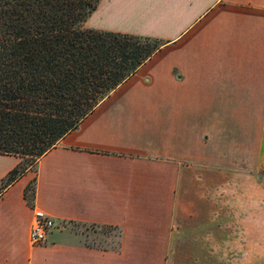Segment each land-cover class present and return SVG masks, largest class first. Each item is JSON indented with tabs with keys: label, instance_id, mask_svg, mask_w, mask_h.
I'll return each mask as SVG.
<instances>
[{
	"label": "crops",
	"instance_id": "obj_1",
	"mask_svg": "<svg viewBox=\"0 0 264 264\" xmlns=\"http://www.w3.org/2000/svg\"><path fill=\"white\" fill-rule=\"evenodd\" d=\"M85 26L163 44L0 187V264L225 263L234 195L264 179V0H100ZM21 160L0 152V186ZM37 211L56 222L43 244ZM70 222L118 240L90 243Z\"/></svg>",
	"mask_w": 264,
	"mask_h": 264
},
{
	"label": "trees",
	"instance_id": "obj_2",
	"mask_svg": "<svg viewBox=\"0 0 264 264\" xmlns=\"http://www.w3.org/2000/svg\"><path fill=\"white\" fill-rule=\"evenodd\" d=\"M99 1L0 0V152L22 157L0 187L32 168L162 46L153 36L85 26ZM25 196L34 205V179Z\"/></svg>",
	"mask_w": 264,
	"mask_h": 264
},
{
	"label": "rangeland",
	"instance_id": "obj_3",
	"mask_svg": "<svg viewBox=\"0 0 264 264\" xmlns=\"http://www.w3.org/2000/svg\"><path fill=\"white\" fill-rule=\"evenodd\" d=\"M260 174H256L255 184L242 183L241 192L234 195V227L232 235L226 233L230 244L224 248L226 262L223 264H264V179ZM70 226L84 233L90 243L115 245L119 236V230L112 226L82 222H70ZM96 230L98 234H94Z\"/></svg>",
	"mask_w": 264,
	"mask_h": 264
},
{
	"label": "built area",
	"instance_id": "obj_4",
	"mask_svg": "<svg viewBox=\"0 0 264 264\" xmlns=\"http://www.w3.org/2000/svg\"><path fill=\"white\" fill-rule=\"evenodd\" d=\"M56 226L52 216L43 211H37L31 229L30 238L33 244H43L47 241L51 230Z\"/></svg>",
	"mask_w": 264,
	"mask_h": 264
}]
</instances>
